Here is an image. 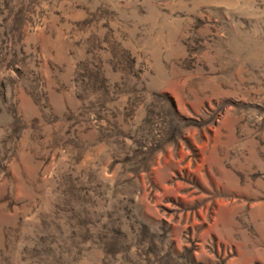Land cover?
<instances>
[{
	"label": "rangeland",
	"instance_id": "1",
	"mask_svg": "<svg viewBox=\"0 0 264 264\" xmlns=\"http://www.w3.org/2000/svg\"><path fill=\"white\" fill-rule=\"evenodd\" d=\"M0 264H264V0H0Z\"/></svg>",
	"mask_w": 264,
	"mask_h": 264
}]
</instances>
